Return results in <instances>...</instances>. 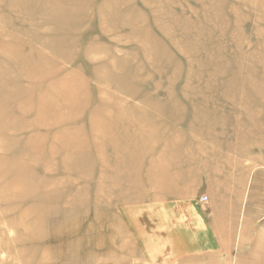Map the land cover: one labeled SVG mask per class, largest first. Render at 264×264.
I'll return each instance as SVG.
<instances>
[{"label":"rangeland","instance_id":"rangeland-1","mask_svg":"<svg viewBox=\"0 0 264 264\" xmlns=\"http://www.w3.org/2000/svg\"><path fill=\"white\" fill-rule=\"evenodd\" d=\"M258 170L264 0H0V264H236Z\"/></svg>","mask_w":264,"mask_h":264},{"label":"crops","instance_id":"crops-1","mask_svg":"<svg viewBox=\"0 0 264 264\" xmlns=\"http://www.w3.org/2000/svg\"><path fill=\"white\" fill-rule=\"evenodd\" d=\"M259 173L262 174L261 170L255 171L254 175V182L252 187L246 191L244 190V196L248 197L247 199H244L241 203V198H239L235 205L241 209L242 205L246 209V216L243 217L238 222V232H237V239L239 241L238 243V249H237V260L236 264H246L249 260L247 257H253V260H250L248 264L252 262H257L258 256L264 257V179H260ZM245 176V174H244ZM259 176V178H257ZM245 182V180H244ZM224 186V185H223ZM240 186V185H239ZM222 187V185H221ZM245 187V184L242 185L240 188ZM196 190H204L206 191V188H199ZM222 192L221 194L223 197H227L228 192L224 191V188L220 189ZM212 191L215 192L213 189ZM226 204H224L222 207H229V201L225 200ZM249 209H257L259 212V215L261 216L258 219V216H253L252 214H257V212L250 211ZM250 214L251 217H248ZM254 214V215H255ZM190 230H194V234L196 235V240L198 237L197 230L203 231V235L199 237H203L201 239L204 240H216L218 237V234L215 235V232L219 233L220 237L219 239H233L236 238L235 236H230L229 231L227 228H229V223L225 222H219L216 218L212 217H206L205 215H201L198 212L194 215L190 213ZM216 219V220H215ZM233 225V224H232ZM215 247V246H214ZM226 259V258H225ZM223 264H228L227 259L226 261L223 259ZM262 263H264V258L261 260Z\"/></svg>","mask_w":264,"mask_h":264},{"label":"bare ground","instance_id":"bare-ground-1","mask_svg":"<svg viewBox=\"0 0 264 264\" xmlns=\"http://www.w3.org/2000/svg\"><path fill=\"white\" fill-rule=\"evenodd\" d=\"M98 51V50H97ZM7 52H10V53H12V52H14V48L13 47H9V48H7ZM93 52V51H92ZM14 72H17V69H15V70H13ZM35 72V71H34ZM13 73V72H12ZM16 99H17V96H16V98L13 100L14 102H16ZM20 109V108H19ZM36 119H37V121L39 120V122H40V120H41V118H39L38 117V115L36 116ZM42 122V121H41ZM46 125V124H45Z\"/></svg>","mask_w":264,"mask_h":264},{"label":"built area","instance_id":"built-area-1","mask_svg":"<svg viewBox=\"0 0 264 264\" xmlns=\"http://www.w3.org/2000/svg\"><path fill=\"white\" fill-rule=\"evenodd\" d=\"M202 201H207V197H202Z\"/></svg>","mask_w":264,"mask_h":264}]
</instances>
